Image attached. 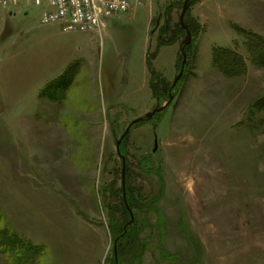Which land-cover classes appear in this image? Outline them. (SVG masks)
Instances as JSON below:
<instances>
[{"label":"rangeland","instance_id":"374dc122","mask_svg":"<svg viewBox=\"0 0 264 264\" xmlns=\"http://www.w3.org/2000/svg\"><path fill=\"white\" fill-rule=\"evenodd\" d=\"M184 3L146 0L95 39L0 5V264H112L130 184L149 248L123 264H264V0L191 1L173 87Z\"/></svg>","mask_w":264,"mask_h":264},{"label":"built area","instance_id":"2783aa9c","mask_svg":"<svg viewBox=\"0 0 264 264\" xmlns=\"http://www.w3.org/2000/svg\"><path fill=\"white\" fill-rule=\"evenodd\" d=\"M146 0H0L5 8L36 6L45 25H57L64 33H87L102 37L114 16L136 10ZM12 10H10V13Z\"/></svg>","mask_w":264,"mask_h":264},{"label":"trees","instance_id":"16d2710c","mask_svg":"<svg viewBox=\"0 0 264 264\" xmlns=\"http://www.w3.org/2000/svg\"><path fill=\"white\" fill-rule=\"evenodd\" d=\"M180 24L178 26V30H175L173 34H177V33L186 34L187 33V30L182 27V24L181 25ZM187 27L189 31L191 32L192 39L194 40L195 30L193 27H191L189 21H187ZM170 40H173V39L171 38ZM174 41L176 40H173V42ZM171 43L172 42H167L165 40L164 34H160L159 39H158V49L159 47L170 45ZM263 44H264V41L260 40L258 41V43H256L253 46V49L255 50L254 55L259 57L258 54ZM190 48H191V42L186 45L185 50L187 53H189ZM155 53L157 54L158 51ZM182 57H183V54H182ZM259 60H261L264 63V53L259 57ZM148 66H149V70L151 72L152 79H153L151 82V88L153 89L154 94H155L156 93V83L161 82L162 79L159 73L154 69L153 64L150 59L148 60ZM126 191L128 193L126 201L123 197L122 203H120V207L116 206V207L110 208L109 216L111 218V229H112V233L114 237V242L117 245V256L115 255V249H114L112 264H123L125 263L127 259H129L127 260V262L129 261L130 262H136V261L142 262L143 255L149 248V244H145L143 240L140 239V229L138 228L136 218H134L131 225L127 229H125V225L131 220V214H130L129 209L131 208L133 210V206L135 205L134 202H132V196H133L132 193L134 191H133V187H131V184L129 186L126 185ZM122 192H123V187H122ZM119 213H120V217H118Z\"/></svg>","mask_w":264,"mask_h":264},{"label":"water","instance_id":"95a60500","mask_svg":"<svg viewBox=\"0 0 264 264\" xmlns=\"http://www.w3.org/2000/svg\"><path fill=\"white\" fill-rule=\"evenodd\" d=\"M191 1L193 0H185V3H184V7H183V10H182V13H181V17H180V20H181V24L182 26L187 30V41H185L183 44H182V47H181V52L183 54V61H182V66H181V71L179 73V75L177 76V78L175 79L174 83H173V87H175L177 85V82L178 80L183 76V71H184V68H185V64L187 62V53H186V45L188 43L191 42L192 40V36H191V32L189 31L187 25L185 24L184 22V17H185V14L187 12V9L191 3ZM173 98V97H172ZM171 98V99H172ZM171 101V100H170ZM166 107V105H161L159 107H157L156 109H154L153 111L151 112H148L145 116H141V117H138L136 118L135 120H133L130 124V126L126 129L125 133L121 136V138L117 141V151L119 153V155L121 156V152H120V144L122 142V140L124 139V137L127 135V133H129L131 127H133L135 124L137 123H140V122H143V121H146V120H149L151 118L154 117V115L163 110L164 108ZM124 157H123V161H124ZM123 190L125 192V164L123 165ZM125 201H126V197H124ZM130 214H131V220L128 222V225H131L132 221L134 220V214H133V211L132 209L130 208ZM114 249H115V255L117 256V245L116 243L114 244Z\"/></svg>","mask_w":264,"mask_h":264},{"label":"crops","instance_id":"0c3cea01","mask_svg":"<svg viewBox=\"0 0 264 264\" xmlns=\"http://www.w3.org/2000/svg\"><path fill=\"white\" fill-rule=\"evenodd\" d=\"M45 30H48V31H50V32H48V33H53V34H51V35H58V34H63V35H65V33L64 32H62L61 31V29L57 26V25H50L49 26V28H46ZM58 33V34H57ZM95 37L96 36H94V35H92V39L94 38L95 39ZM89 46L88 45H86V52H90V50H89V48H88ZM81 49V48H80ZM75 61V60H74ZM73 61V62H74ZM74 63H77V62H74Z\"/></svg>","mask_w":264,"mask_h":264}]
</instances>
